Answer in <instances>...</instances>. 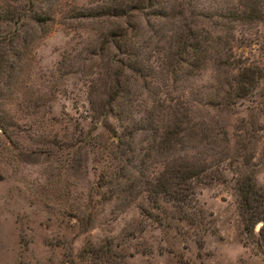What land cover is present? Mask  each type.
I'll list each match as a JSON object with an SVG mask.
<instances>
[{
    "label": "rangeland",
    "instance_id": "374dc122",
    "mask_svg": "<svg viewBox=\"0 0 264 264\" xmlns=\"http://www.w3.org/2000/svg\"><path fill=\"white\" fill-rule=\"evenodd\" d=\"M5 9L22 16L0 22V264H264L234 192L238 172L264 186V0H0ZM112 9L135 16L99 12ZM33 12L52 17L34 23ZM117 24L132 68L113 99L124 53L106 29ZM184 34L205 60L178 61ZM122 128L131 137L115 154ZM175 170L189 171L180 199L156 194L155 177Z\"/></svg>",
    "mask_w": 264,
    "mask_h": 264
},
{
    "label": "trees",
    "instance_id": "16d2710c",
    "mask_svg": "<svg viewBox=\"0 0 264 264\" xmlns=\"http://www.w3.org/2000/svg\"><path fill=\"white\" fill-rule=\"evenodd\" d=\"M99 12L101 14H109L115 17L135 16L131 14L126 15L121 10L115 9H112L111 13H108V11L106 10H100ZM158 15H161V13H158ZM21 16L22 15L13 12L12 10L5 9L4 12L0 13V22L7 23L17 21V19H20ZM51 17V14L46 15L41 14L40 12H33L28 15V19L30 21L40 24ZM125 25H127V23ZM137 26L138 23L134 22L130 25V28H135ZM106 33L109 43L117 47V51H122L124 53L123 59L119 58L114 61L119 64V69H117V71L114 73L116 78L114 80L113 88L111 89V98L115 99L119 93L118 89L120 87V84L118 76L119 74H121L122 68L128 67V69H131L132 67L127 65L128 61L125 56L128 53L125 50L126 45L124 44V39L127 35L125 26L117 24L113 26V28L111 27L109 29H106ZM4 37L5 34L0 33V41H2ZM178 42L179 44L176 46L175 52L177 53L176 55L179 62L184 63L185 65L192 66L197 64L199 59L205 60L203 58L206 54V49L202 45H200L201 41L197 36H187L184 34L180 36V39H178L177 43ZM123 44L125 45V47L123 46ZM120 48L123 50H120ZM2 62L3 58L0 56V65ZM237 82L240 90L237 91L235 95H245V87H243V84L247 82V79L245 78V76L241 75ZM1 130H3L2 126ZM121 132L122 134H118L115 142L113 143V147L116 152L115 154H123V151L126 148L125 146L127 145V141L124 140L125 134L126 137H131L129 131L125 132V130L123 131L122 128ZM164 133L170 135L171 139L173 141H176L177 138H175V136L172 134L174 133L173 131H168L165 128ZM169 138L163 140L160 139V142L165 143V146L169 147L171 144H173L172 142L169 143ZM112 154H114V152H112ZM240 163L242 165H247L249 163V158L243 159ZM169 177L170 179L162 175L156 176L153 183V190L156 194L161 193V195L167 196L169 198L172 197L174 199H180V194L179 196L177 195V193L179 192L178 188L181 187L179 184L183 183L187 178H189V171H169ZM172 177H178V179L172 180ZM234 192L236 196L237 209L241 220L242 229L244 233L250 234L251 241L255 248H257L260 253L264 252V186L257 184L253 177L252 171L247 173L238 172V175L234 180ZM255 224H258L256 230H254Z\"/></svg>",
    "mask_w": 264,
    "mask_h": 264
}]
</instances>
